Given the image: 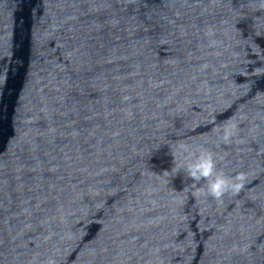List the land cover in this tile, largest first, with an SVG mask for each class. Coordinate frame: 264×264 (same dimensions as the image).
<instances>
[{
    "label": "water",
    "instance_id": "obj_1",
    "mask_svg": "<svg viewBox=\"0 0 264 264\" xmlns=\"http://www.w3.org/2000/svg\"><path fill=\"white\" fill-rule=\"evenodd\" d=\"M182 144L239 189L207 195ZM0 264H264V0H16Z\"/></svg>",
    "mask_w": 264,
    "mask_h": 264
},
{
    "label": "clouds",
    "instance_id": "obj_2",
    "mask_svg": "<svg viewBox=\"0 0 264 264\" xmlns=\"http://www.w3.org/2000/svg\"><path fill=\"white\" fill-rule=\"evenodd\" d=\"M232 134L233 127L227 126L220 138L226 142ZM179 148L187 154V158L177 170H183L188 177L196 181L205 179L207 183L204 191L207 195L220 197L226 191L239 189L240 185L235 182V178L217 169L218 157L214 153L204 150L193 152L183 144L179 145Z\"/></svg>",
    "mask_w": 264,
    "mask_h": 264
}]
</instances>
